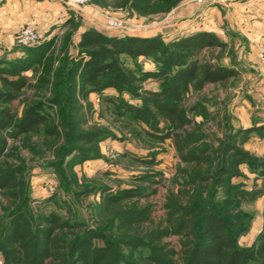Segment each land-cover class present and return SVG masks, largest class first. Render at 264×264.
I'll return each instance as SVG.
<instances>
[{
	"label": "trees",
	"instance_id": "obj_1",
	"mask_svg": "<svg viewBox=\"0 0 264 264\" xmlns=\"http://www.w3.org/2000/svg\"><path fill=\"white\" fill-rule=\"evenodd\" d=\"M180 1L94 0L103 7H128L141 15L168 13ZM224 46L207 31L165 43L159 36H112L88 28L80 35L62 93L56 85L49 88V74L33 85L26 77L6 81L14 93L2 95L3 102L10 103L24 88L34 89L40 101L27 107L20 118L10 107L0 109V190L5 195L23 176L22 167L5 159L9 138L19 139L42 127L47 136L62 140L56 152L61 166L67 158L75 166L100 153L99 145L115 137L112 127L141 135L127 121L130 118L149 130L162 129L160 136L172 139L178 158L190 170L178 190L168 191L164 214L157 221L153 205L141 204L135 192L106 196L104 207L110 213V227L115 229L108 234L94 228L81 230L54 212L39 215L35 222L26 213L16 212L0 233L3 264H264V219L253 244L240 246L235 234L238 220L234 223V216L215 201V193L231 175L228 157L232 154L244 163L254 160L239 144L242 134L251 130L230 127L218 112L215 120L222 137L216 142H200L180 131L188 123L190 90L199 93L208 85L227 84L237 76L234 68L221 63ZM217 49L222 52L215 53ZM26 50L28 59L18 63L21 70L39 63L33 59L34 46ZM204 50L206 57L201 55ZM125 57L152 58L158 71L139 73L126 65ZM151 78L163 81L160 90L145 89L144 83ZM109 89L116 95L106 94ZM47 91L53 98L40 96ZM92 94L97 95L98 110L90 100ZM44 106H57L59 114L50 117ZM97 112L108 125L88 124ZM50 119L54 125L48 127ZM171 237L178 238L179 249L168 241ZM99 240L103 245L96 243Z\"/></svg>",
	"mask_w": 264,
	"mask_h": 264
},
{
	"label": "rangeland",
	"instance_id": "obj_2",
	"mask_svg": "<svg viewBox=\"0 0 264 264\" xmlns=\"http://www.w3.org/2000/svg\"><path fill=\"white\" fill-rule=\"evenodd\" d=\"M231 1L243 0L200 5L194 0H182L168 13L141 15L128 7L113 9L89 0L85 7L88 16L77 14L78 17L68 22L64 13L79 10L66 7L61 1H37L35 17L23 20L19 26L30 23L36 27L40 40L34 46L33 59L39 63L21 70L18 63L28 59V53L15 40L12 48L15 54L0 56V109L10 107L16 118H20L27 107L40 101L39 95L31 88L15 94L16 98L10 103L2 101V95L14 93L6 81H18L21 77L28 78V83L33 85L49 74V88L56 85L59 94L62 93L66 71L77 55L79 34L88 28L112 36H159L168 43L198 31L208 32L212 11L222 13V8ZM113 24L118 27L113 29ZM231 42L224 46L223 52L217 49L215 53H223L221 63L234 68L237 76L227 84L208 85L199 93L190 90L186 100L188 123L180 131L200 142H216L222 137L215 120L218 112L228 119L230 127L251 130L242 134L239 144L254 160L244 163L231 154L227 162L231 175L215 193L216 203L234 216V223L238 220L235 234L238 244L244 247L253 244L263 228L264 219V130H260L264 125V66L259 62L257 49L255 55L248 49L244 54L238 53L235 48L237 40L232 38ZM206 52L201 53L202 57L208 56ZM124 60L128 67L139 73L158 71L152 58L134 60L125 57ZM162 86L163 81L159 78H151L144 83L145 89L150 91H158ZM105 93L116 95L112 89ZM40 96L45 100L53 98L48 91ZM90 100L98 110L97 95L92 94ZM43 111L53 118L59 114L57 106H44ZM127 121L141 135L122 133L119 128L112 127L115 137L99 145L100 153L75 166H70L69 158L61 166L56 152L62 140L47 136L43 127L19 139L9 138L5 159L22 167L23 176L15 182L9 195L0 190V233L11 216L22 211L31 222H35L39 215L54 212L80 226L81 230L94 228L108 234L109 230L115 229L110 227L111 217L104 207V199L125 191L137 193L135 199L143 205L151 203L153 218L159 220L164 214L163 204L168 191L178 190L190 167L178 158L172 139L160 136L164 132L162 129L155 132L146 126H138L130 118ZM53 123L54 120L50 119L48 127ZM94 123L108 125L98 112L88 124ZM143 129L158 136L149 135ZM261 192L263 194L257 198H250L252 194ZM168 241L179 249L177 237ZM96 243L103 245L101 240ZM0 264H3L1 256Z\"/></svg>",
	"mask_w": 264,
	"mask_h": 264
},
{
	"label": "crops",
	"instance_id": "obj_3",
	"mask_svg": "<svg viewBox=\"0 0 264 264\" xmlns=\"http://www.w3.org/2000/svg\"><path fill=\"white\" fill-rule=\"evenodd\" d=\"M37 1L60 0H0V56L5 53L15 54L12 48L15 34L22 26L19 24L35 17ZM60 5L62 6L61 3ZM222 9V13L212 11L213 18L211 17L208 23V32L213 33L225 45L231 44L232 38L237 40L235 48L238 53L244 54L246 49L254 53L257 47L264 43V0L231 1ZM76 10L79 11L64 13L67 22L73 17H78L77 14L88 16L85 7ZM206 13L208 14V10L204 12L205 15ZM80 35L81 33L79 38Z\"/></svg>",
	"mask_w": 264,
	"mask_h": 264
},
{
	"label": "built area",
	"instance_id": "obj_4",
	"mask_svg": "<svg viewBox=\"0 0 264 264\" xmlns=\"http://www.w3.org/2000/svg\"><path fill=\"white\" fill-rule=\"evenodd\" d=\"M63 5L66 7H74L76 9H83L89 3V0H60ZM196 4H204V3H226L228 0H194ZM111 27L117 28V24L111 25ZM15 42L23 48L33 47L35 46L39 40L40 36L36 29V27L30 23H27L23 27H21L15 34L14 37ZM257 56L259 62L264 66V43L260 44L257 47Z\"/></svg>",
	"mask_w": 264,
	"mask_h": 264
}]
</instances>
